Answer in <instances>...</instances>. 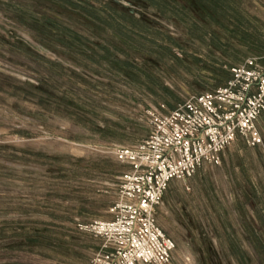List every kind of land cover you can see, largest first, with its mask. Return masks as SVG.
Instances as JSON below:
<instances>
[{
  "label": "rangeland",
  "instance_id": "rangeland-1",
  "mask_svg": "<svg viewBox=\"0 0 264 264\" xmlns=\"http://www.w3.org/2000/svg\"><path fill=\"white\" fill-rule=\"evenodd\" d=\"M107 1L126 5L134 17L162 27L187 56L204 64L200 69L190 59H184V66L161 53L153 55L159 65L152 75L180 101L217 89L206 62L211 54H205L204 44L186 37L190 18L183 15L181 24H172L142 0ZM244 2L261 14L257 0ZM30 4L0 0V264H88L101 241L80 232L76 224L110 219L118 176L129 170L115 161L114 152L147 136L149 112L165 114L169 109L160 93L155 97L144 85L128 84L104 67L86 69L90 64L82 56L42 38L28 16ZM60 19L89 37L75 21ZM152 39L163 41L162 36ZM136 42L149 49L144 40ZM26 50L61 68L33 59ZM172 52L183 59L177 49ZM39 83L55 97L66 94L77 107L41 104L22 89ZM258 129L262 143L257 148L230 144L224 162L202 164L191 179L167 189L156 222L174 243L169 264H264L263 115Z\"/></svg>",
  "mask_w": 264,
  "mask_h": 264
},
{
  "label": "built area",
  "instance_id": "built-area-1",
  "mask_svg": "<svg viewBox=\"0 0 264 264\" xmlns=\"http://www.w3.org/2000/svg\"><path fill=\"white\" fill-rule=\"evenodd\" d=\"M229 72L224 87L189 96L165 114L149 112L147 136L114 152L129 170L118 176L110 219L76 224L101 241L88 264H169L174 243L156 222L169 182H185L202 164L218 165L236 137L261 145L255 124L264 111V67L249 59Z\"/></svg>",
  "mask_w": 264,
  "mask_h": 264
},
{
  "label": "trees",
  "instance_id": "trees-1",
  "mask_svg": "<svg viewBox=\"0 0 264 264\" xmlns=\"http://www.w3.org/2000/svg\"><path fill=\"white\" fill-rule=\"evenodd\" d=\"M31 4L28 7L29 17L35 19V27L41 30L42 38L47 39L51 44L56 43L63 48H66L70 54H79L82 58L89 62L90 65H85L86 69H91L92 65L104 67L111 72L121 76L128 84L138 83L144 85V88L152 93L155 97L160 96L168 109H173L180 100L172 94V92L163 85V83L151 73L159 65L157 57L153 55L161 53L160 57L165 60H173L175 63L184 65V59H190L191 63L203 69L204 64L197 58L187 56L183 46L175 39L168 36L159 27L144 18H136L130 14L124 6H116L114 1L95 0L98 4L95 6L91 0H30ZM146 5L152 7L158 13V17L168 23L177 24L185 15V4L177 5L173 0H142ZM196 7L201 18H211L214 25L219 27L203 29L201 27H193L187 32L186 37L203 41L209 37V44L212 49H217V45L213 40L216 37H224L237 39L242 30L248 25V21L237 15L227 7L222 10L221 0H191ZM184 2V0H183ZM229 5L226 4L225 7ZM231 8V7H230ZM227 10L230 11L227 12ZM75 21L89 35L85 36L82 33L76 32L65 26L61 19ZM60 19V20H59ZM183 21V20H182ZM206 22V20H205ZM181 24V22H180ZM37 25V26H36ZM111 29L112 33L108 30ZM195 31V32H194ZM152 36H162L163 41L156 42ZM241 38L244 39L245 32L241 33ZM95 37L96 41L91 38ZM136 40H144L149 45L148 50H142ZM17 50L25 49L18 45H13ZM177 49L183 56V59L176 58L172 49ZM227 49V47L225 48ZM229 49V48H228ZM155 50V51H154ZM26 53L33 59L46 62L52 67L61 68L59 64L43 60L40 56L26 50ZM68 54V55H70ZM221 54L229 57L226 50H222ZM70 59L73 60L71 56ZM77 63L81 64L77 60ZM74 61V62H75ZM210 69V70H209ZM209 73L212 75L214 87L222 86L229 78V72L220 67L215 68L209 65ZM151 82V87L146 83ZM23 91L31 96H36L41 104L53 101L54 105L59 108L70 107L75 109L72 98L62 94L60 97H55L52 93L46 91L41 85L24 84ZM159 94V95H160ZM165 97H169L171 101H167ZM99 133H104V130H97Z\"/></svg>",
  "mask_w": 264,
  "mask_h": 264
},
{
  "label": "crops",
  "instance_id": "crops-1",
  "mask_svg": "<svg viewBox=\"0 0 264 264\" xmlns=\"http://www.w3.org/2000/svg\"><path fill=\"white\" fill-rule=\"evenodd\" d=\"M257 1L258 3L256 4L259 6L258 9L261 11L260 15L253 13L252 10H250V7L245 5L244 0H221L222 2L221 3L222 4L221 13L225 11L223 9H226L228 7L230 11L232 10L237 15H240L242 18H245L248 21V25H246L245 29L242 30L241 32L242 34L245 32V37H243L244 39L241 38L242 37L241 33L239 35H236L237 39H240L241 41H238L236 39H231L230 42H228L229 38L228 37L226 38V36L216 37V39L213 41L217 45L218 47L217 49H212L210 46H208L209 41H210L209 37L205 38L203 41H198L194 39V41L200 42L201 44L205 45L206 47L205 54H211L210 55L211 60L209 61V59H207L206 61L207 63L209 62L208 64L210 66H213L215 68L220 67L229 72V69L236 67V66L243 65L246 60L253 59L259 66L264 67V0H257ZM184 4L186 6L185 16L188 19L189 18L191 19L193 23L192 24L193 27H201L205 29V27L207 26L208 28H211V29L215 28L216 30H218L217 28L219 26L214 25L213 22L211 21V18L209 17L205 19L204 17L201 18V16L199 15L200 13L197 12L196 7L193 5L191 0H184ZM226 4H229V5L225 7ZM229 10H227V12L230 13ZM226 47L227 49H225ZM222 50H226L230 56L229 57L223 56L221 54ZM206 58H208L207 55L204 56V60H206ZM230 78H231V74L229 72V78L227 79V81ZM227 81L222 86H216L215 88L224 87ZM194 95H198V94H194ZM181 102L182 101H180V103ZM173 109H169V111ZM262 115L264 116V111L261 113V115L259 116L255 124L256 130L258 133H259L258 121L261 119ZM231 144L233 145L242 144L244 147L248 149H254L258 147V146H254V147L248 146L239 137H236V139ZM229 146H227L219 155V159H221L222 162L225 161V159L223 158V155H224L223 152L227 150ZM173 182H176V181L169 182L167 189L172 185ZM167 189L165 190L164 194L166 193Z\"/></svg>",
  "mask_w": 264,
  "mask_h": 264
},
{
  "label": "water",
  "instance_id": "water-1",
  "mask_svg": "<svg viewBox=\"0 0 264 264\" xmlns=\"http://www.w3.org/2000/svg\"><path fill=\"white\" fill-rule=\"evenodd\" d=\"M124 7H127L126 5H123ZM131 12V11H130Z\"/></svg>",
  "mask_w": 264,
  "mask_h": 264
}]
</instances>
